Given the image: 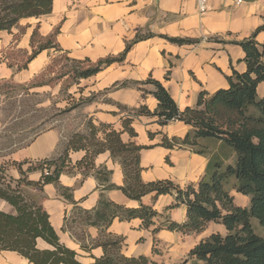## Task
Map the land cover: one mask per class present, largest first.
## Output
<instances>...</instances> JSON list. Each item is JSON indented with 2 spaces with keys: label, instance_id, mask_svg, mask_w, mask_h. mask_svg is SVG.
Instances as JSON below:
<instances>
[{
  "label": "crops",
  "instance_id": "crops-1",
  "mask_svg": "<svg viewBox=\"0 0 264 264\" xmlns=\"http://www.w3.org/2000/svg\"><path fill=\"white\" fill-rule=\"evenodd\" d=\"M237 1L239 0H213L209 11L201 14L195 1L54 0L50 15L25 19L11 32H0V84L10 83L22 89L15 98V107L10 104L12 96L0 93V166L7 169V183L24 177L33 183L41 182L43 171L23 176L19 166L22 165V171L26 172L32 165L58 158L70 139L68 128L65 127L66 130L63 131L62 126L54 122L55 124L25 144L16 142L17 144L12 143L8 148H1L5 137L16 138L25 132H12L16 123L23 122L30 116L27 103L22 100L41 98L38 108L45 109L47 113L50 110L52 113L56 110L67 112L71 120L79 113L83 121L78 133H85L89 123L94 126L111 125L115 130L122 131V121L127 113L120 111L119 106L127 109L147 107L154 112L158 107L157 100L151 94L154 86L135 83H146L148 80L160 82L181 111L195 107L203 92L212 95L227 89L228 78L234 72L242 74L247 71L243 49L231 43L251 38L264 26V0H242L241 4H237ZM165 37L199 43L178 46ZM48 40H51V47L30 60L34 52ZM256 41L264 46V31L257 34ZM128 45L131 48L123 62L105 67L98 75L75 84L79 88L90 85V89L76 94L78 91H72L74 88L71 86L70 99H63L55 104L64 81L71 76L69 72L54 87L32 86L51 62L61 55L77 62L90 61L94 66L109 58H120ZM20 55L29 57L24 66L18 61ZM125 82L129 83L127 88L111 90L115 84ZM261 92L263 98L264 83L259 85V96ZM92 94L95 95V100L73 109L72 102H79V98L85 100ZM133 128L137 137L131 138L125 133L122 140L126 144L135 143L150 148L141 153L142 179L145 183L171 180L186 187L203 178L210 155H197L189 149L168 150L161 146L164 136L169 139L184 138L191 129L189 126L176 122L161 127L156 119L141 117L134 122ZM149 134L154 137L150 138ZM86 155L85 151L71 152V166L76 167ZM95 166L97 170L107 167L113 172V185H124L122 168L113 161L110 153L99 155L95 159ZM82 173L83 170L77 169L73 174L65 173L60 177L59 184H48L42 190L33 186L24 188L28 196L42 204L61 244L75 251L82 264H91L94 258L104 255L101 246H93L104 241L107 235L124 239V255L145 256L161 264L164 261L160 252H157L160 247L175 241L178 236H191L162 231L156 236L158 243L155 244L152 230H145L140 220H115L104 236L97 228L78 229L76 237L92 248L91 251H84L81 243L65 231V218H71L77 207L83 210L96 208L102 187L94 172L88 177H84ZM61 187L70 190L72 201L62 195ZM104 194L115 204L129 208L139 206L121 191ZM172 202L170 196H162L156 200L153 195L143 198L145 205L153 206L172 221L183 223L186 220L185 207L167 210ZM0 212L15 214L16 210L0 199ZM176 214H182L181 220L175 218ZM38 247L49 248L43 241L38 242ZM189 263L198 264L194 259H190L187 264ZM0 264L30 263L15 252H0Z\"/></svg>",
  "mask_w": 264,
  "mask_h": 264
},
{
  "label": "trees",
  "instance_id": "trees-1",
  "mask_svg": "<svg viewBox=\"0 0 264 264\" xmlns=\"http://www.w3.org/2000/svg\"><path fill=\"white\" fill-rule=\"evenodd\" d=\"M53 6L54 0H0V32H11L25 19L50 15ZM262 31L264 26L251 38L231 43L243 49L247 71L242 74L234 72L228 78L227 89L212 95L201 93L195 107L181 111L160 82L148 80L146 83H135L154 86L151 94L158 102L156 110L151 112L147 107L127 109L119 106L120 111L127 113L122 121V131L115 130L111 125L94 126L89 123L85 133L70 137L58 158L32 165L26 172L22 171V165L19 166L23 176L49 170L50 175L43 177L41 182L33 183L24 177L7 183V169L0 166V199L16 210L15 214L0 212V252H15L30 264H82L75 251L61 244L42 204L24 191L31 186L42 190L48 184L57 185L63 174H73L77 169L83 170L84 177L94 172L102 187L96 208L83 210L77 207L71 218H65V231L81 243L84 251H91L92 248L76 237L77 230L93 227L104 236L115 220H140L145 230H152L155 244L158 243L156 236L162 231L187 236L201 234L209 225L216 224L223 231L201 240L183 264L190 259L198 264H264V237L256 233L253 225V221H257L264 228V97L261 98L258 93L259 85L264 83V46L256 41L257 34ZM165 38L178 46L199 43ZM50 47L51 40H48L30 60ZM130 48L128 45L120 58H109L94 66L90 61L77 62L67 58L74 65L69 74L75 83L90 79L103 68L123 62ZM128 86L127 82L117 83L111 90ZM141 117L156 119L161 127L179 122L191 128L184 138L169 139L164 136L161 146L168 150L189 149L197 155H210L206 173L200 181L186 187L171 180L143 181L141 153L150 148L135 143L126 144L122 140L125 133L131 138L137 137L133 124ZM149 136L154 137L152 134ZM80 151H85L87 155L76 167H72L70 153ZM104 153H110L113 161L121 166L124 176L122 187L111 183L113 172L107 167L96 169L95 159ZM60 190L66 199L72 201L69 189L61 187ZM115 190L121 191L139 206L129 208L108 200L104 192ZM231 191L250 198V206H237ZM150 195L155 200L162 196L172 197L173 202L167 210L185 207L186 220L183 223L172 221L153 206L145 205L143 198ZM39 241L49 248L40 249ZM123 243V238L107 235L104 241L93 246H101L104 255L94 258L91 264H161L145 256L124 255Z\"/></svg>",
  "mask_w": 264,
  "mask_h": 264
},
{
  "label": "rangeland",
  "instance_id": "rangeland-1",
  "mask_svg": "<svg viewBox=\"0 0 264 264\" xmlns=\"http://www.w3.org/2000/svg\"><path fill=\"white\" fill-rule=\"evenodd\" d=\"M38 41V40H36ZM29 60V57L27 55H20L19 60L20 65L24 66L26 65L27 61ZM74 65L67 61V58L65 56H59L55 60L51 62V64L46 68V70L43 72V74L32 84V86H50L54 87L57 84L61 83L63 81V76L65 73H68ZM76 83L73 81V76H70L68 80H65L62 85V90L60 92V97H58L55 100V104L60 102V100L70 99L69 89L71 86H73L74 89L72 91L77 90L78 93H81L80 91H84L87 89H90L91 86L82 85L81 88L76 87ZM81 85V84H80ZM20 92H22V89L12 85L10 83H2L0 84V93L7 94L8 96H12V101L10 102L11 106L15 107L17 103V99H15ZM263 92H261V96L263 95ZM95 95L92 94L90 97L85 98V100H82L79 98V102H72L71 105H73V109L79 108L83 104H89L93 100H95ZM24 103H27V111L30 112V116L27 117L23 122L16 123L12 127V132H19L21 130H24L25 132L22 133L20 136L16 138L11 137H5L4 141H2L1 148L5 149L12 145V143H27L30 139L34 138L36 135L40 134L41 132L47 130L51 125L55 124L54 122L58 123L57 125L62 126L63 131L65 127L68 128V135L69 138L75 135V133H78L79 126L81 124V121H83L82 117L79 113L71 120L69 118V115H67V112H60V110H56L55 113H52V110H50L49 113L45 111L43 108H38L37 106L42 102V99L40 98H31L29 100H22ZM120 110V109H119ZM50 119V122L48 123V120ZM44 121V122H43ZM78 126V127H77ZM17 144V143H16ZM233 161H231L232 163ZM2 177V176H0ZM230 189V188H229ZM231 194L235 198V204L240 207H249L250 206V198L241 196L237 194L235 191H231ZM165 217L167 215L164 214ZM177 220H181V215H174ZM253 225L255 228V231L258 235L264 237V228L257 222L253 221ZM222 227L216 224H211L207 227V229L201 233V234H193L188 237H182L178 236V238L175 241L168 242L169 244H166L164 247H160L157 252H160L159 255L163 258L164 263L163 264H183L184 261L188 258L191 250L204 238L210 236L212 233L216 232H222ZM171 240V239H170ZM159 247V246H158ZM191 264V263H189Z\"/></svg>",
  "mask_w": 264,
  "mask_h": 264
},
{
  "label": "built area",
  "instance_id": "built-area-1",
  "mask_svg": "<svg viewBox=\"0 0 264 264\" xmlns=\"http://www.w3.org/2000/svg\"><path fill=\"white\" fill-rule=\"evenodd\" d=\"M184 1H195L198 4L199 11L201 14H205L209 11V5L213 0H184ZM242 0L237 1V4H241ZM50 175V171L45 169L43 171V177Z\"/></svg>",
  "mask_w": 264,
  "mask_h": 264
}]
</instances>
